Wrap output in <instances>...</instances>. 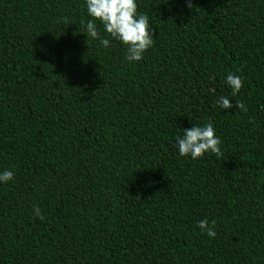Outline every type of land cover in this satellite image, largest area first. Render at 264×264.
Returning a JSON list of instances; mask_svg holds the SVG:
<instances>
[{"label": "trees", "instance_id": "obj_1", "mask_svg": "<svg viewBox=\"0 0 264 264\" xmlns=\"http://www.w3.org/2000/svg\"><path fill=\"white\" fill-rule=\"evenodd\" d=\"M190 2L137 0L129 63L84 0H0V264H264V0ZM208 122L220 155L180 156Z\"/></svg>", "mask_w": 264, "mask_h": 264}, {"label": "clouds", "instance_id": "obj_2", "mask_svg": "<svg viewBox=\"0 0 264 264\" xmlns=\"http://www.w3.org/2000/svg\"><path fill=\"white\" fill-rule=\"evenodd\" d=\"M87 15L86 22L81 21L83 33L92 40H98L101 47L110 45L109 38H102L97 28V21L103 27L108 37L119 41L125 49V61L138 62L143 59L147 49L153 47V29L149 23V17L138 11L137 0H84ZM186 7L191 8L190 0H185ZM225 83L230 88L232 96H235L242 87L239 75L229 72L225 77ZM217 103L221 109L232 107L227 96L218 97ZM175 148L182 157L191 159L203 157L205 154L219 156L221 153L220 138L215 134V128L211 122L203 126L192 125L183 129V135L175 138ZM13 178L11 170L0 171V184ZM33 213L40 216V208L33 205ZM216 221L209 222L207 218L199 220L196 227L201 234L209 238L216 236L214 231Z\"/></svg>", "mask_w": 264, "mask_h": 264}]
</instances>
